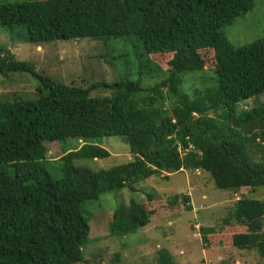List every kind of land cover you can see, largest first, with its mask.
<instances>
[{
    "label": "trees",
    "instance_id": "trees-1",
    "mask_svg": "<svg viewBox=\"0 0 264 264\" xmlns=\"http://www.w3.org/2000/svg\"><path fill=\"white\" fill-rule=\"evenodd\" d=\"M254 6L255 0L0 5V26L14 41L31 43L37 50L56 41L113 43L108 64L121 74L107 83L92 75V70L98 73L93 65L91 86L68 85L0 49V76L29 74L38 83L35 99H0V264L85 263L92 218L106 214L97 211L90 219L86 202L123 189L139 192L137 183L153 182L157 175L201 171L218 190L249 188L256 193L264 187V38L236 48L222 31ZM206 52L212 54L208 67ZM159 57L167 69L157 63ZM47 60L48 65H61L59 55ZM197 74L205 77L206 86L186 93L185 79ZM102 90L110 95H92ZM251 99L255 104L240 111L239 105ZM110 136L125 138L130 161L127 156L100 171L75 165L109 158L99 140ZM68 139L77 140L79 147L58 151L62 177L56 179L45 167L49 145ZM147 197L154 200L153 194ZM152 215L133 199L128 206L118 205L109 237L132 242ZM223 221L247 229L233 236V246L263 264L264 200L242 197ZM213 231L202 229L205 242ZM131 235L135 238L128 240ZM95 246L92 258L102 251ZM120 260L118 255L113 262ZM156 263L175 264L166 249L157 253Z\"/></svg>",
    "mask_w": 264,
    "mask_h": 264
},
{
    "label": "rangeland",
    "instance_id": "rangeland-1",
    "mask_svg": "<svg viewBox=\"0 0 264 264\" xmlns=\"http://www.w3.org/2000/svg\"><path fill=\"white\" fill-rule=\"evenodd\" d=\"M35 1L37 0H0V5ZM17 29L27 31L23 27ZM222 31L236 48L245 47L264 38V0H255L253 11L241 15L232 24L223 27ZM14 40V36L10 35L8 29L0 26V49L7 50L18 61L31 64L44 75H50L55 81L78 87L91 86L89 81L93 65L95 70L98 69L97 74L92 70V75L97 79L106 80L107 83H113L115 78L116 81L121 79L119 71L114 72L108 64L114 53L113 43L108 45L94 39L56 41L45 44L37 50L36 45ZM58 55L61 65L47 64L48 58L57 59ZM92 57L95 59L88 62V58ZM203 57H205L206 67L212 65L210 52L203 53ZM164 60L161 57L156 58L157 63L167 69ZM104 67L108 68L110 73H106ZM205 80V77L200 74L195 75L194 78H186L183 84L184 91L190 94L194 88H204ZM150 81L153 82V80ZM37 85L35 78L29 74L0 76V99L2 101L35 99L38 96ZM92 95L107 96L110 95V91L102 90ZM260 100L264 103V95L260 97ZM253 101L251 99L242 103L239 105V110H249L255 104ZM99 143L111 153L109 158L94 162L84 159L75 162V165L100 171L122 163L129 155L126 149L129 151L130 147L123 137H104L99 140ZM77 147H79L78 141L71 139L49 145V158L45 167L50 170L54 178L62 177V163L56 160L58 151L67 152ZM131 159L132 157L128 156L126 161ZM259 159L260 156H257V160ZM167 176V174L157 175L153 179L154 183L152 180L137 183L136 188L139 192L133 193L123 189L105 194L99 201L86 202L84 210L90 219L97 211L106 212V214L102 215V218H92L91 239L87 241L84 248L85 257L87 254L88 259L80 264H157V253L162 249L170 252L175 264H261L259 257L255 255L250 257L233 246V236L245 234L247 229L236 224L225 226L223 220L233 212L236 202L242 197L264 200V187L259 188L256 193L250 192L249 188L239 191L218 190L213 187L210 178L201 171L193 174L188 171L178 172ZM150 194L154 196L152 202L147 197ZM182 196H189L190 201L185 203ZM132 199L143 204L147 211L153 212L150 224L139 232L135 240H133L134 235L127 237L128 240H133L132 242L109 237L108 225L113 220L114 209L121 204L128 206ZM210 228L215 231L206 236L207 242H205L202 229L210 230ZM139 240L141 242H137ZM91 241L93 246L89 245ZM124 241L127 247L123 246ZM97 243L102 246V251L92 258V254L97 249L95 246ZM118 255L121 260L113 262Z\"/></svg>",
    "mask_w": 264,
    "mask_h": 264
}]
</instances>
